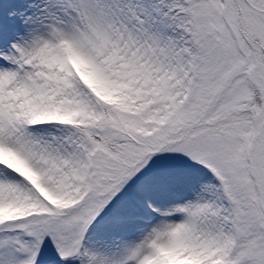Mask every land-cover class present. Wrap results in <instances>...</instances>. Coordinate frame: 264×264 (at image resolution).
<instances>
[{"label":"snow or ice","instance_id":"1","mask_svg":"<svg viewBox=\"0 0 264 264\" xmlns=\"http://www.w3.org/2000/svg\"><path fill=\"white\" fill-rule=\"evenodd\" d=\"M0 264H264V0H0Z\"/></svg>","mask_w":264,"mask_h":264}]
</instances>
